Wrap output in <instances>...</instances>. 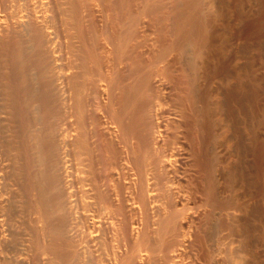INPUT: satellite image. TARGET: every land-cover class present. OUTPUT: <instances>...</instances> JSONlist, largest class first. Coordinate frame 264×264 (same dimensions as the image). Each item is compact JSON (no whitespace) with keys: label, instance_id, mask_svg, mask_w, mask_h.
Listing matches in <instances>:
<instances>
[{"label":"bare ground","instance_id":"obj_1","mask_svg":"<svg viewBox=\"0 0 264 264\" xmlns=\"http://www.w3.org/2000/svg\"><path fill=\"white\" fill-rule=\"evenodd\" d=\"M208 4L0 0V264H217Z\"/></svg>","mask_w":264,"mask_h":264},{"label":"rangeland","instance_id":"obj_2","mask_svg":"<svg viewBox=\"0 0 264 264\" xmlns=\"http://www.w3.org/2000/svg\"><path fill=\"white\" fill-rule=\"evenodd\" d=\"M208 2L212 43L201 61L210 76L199 82L217 193L207 207L225 221L210 247L217 264H264V0Z\"/></svg>","mask_w":264,"mask_h":264}]
</instances>
